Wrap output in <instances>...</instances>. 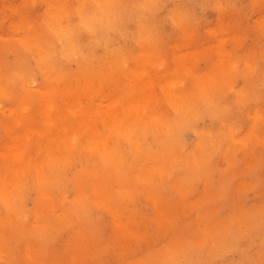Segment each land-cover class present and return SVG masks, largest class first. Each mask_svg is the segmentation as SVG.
Wrapping results in <instances>:
<instances>
[{"label": "bare ground", "instance_id": "1", "mask_svg": "<svg viewBox=\"0 0 264 264\" xmlns=\"http://www.w3.org/2000/svg\"><path fill=\"white\" fill-rule=\"evenodd\" d=\"M46 1L53 7L52 11L47 10L29 20L16 17L20 16L19 11L16 12V2L1 0L2 6L10 5L9 12L13 11L12 16L16 18L13 21L18 20L20 35L18 44L6 42L0 46V126L6 130L4 142H0L3 154L0 203L6 208L0 213V242L4 233L9 234L8 239L16 236L22 240V235L28 242L34 235L45 238L50 229L54 232L63 222L70 234L73 227L86 225L82 219L88 206L93 204L114 208L115 214L124 213L119 209L123 200H116L113 193L119 199L128 194V184H124L127 177L148 186L154 180L160 181L155 174L163 173L169 187L178 194L187 195L185 188L192 172L203 175L207 185L208 164L217 157L229 163L228 176L239 169L240 161L251 167L248 155H256L252 144L259 130L264 139V56H259L252 64L238 63L234 76L228 72L233 62L227 60V65L222 64L220 73L214 76L219 72L214 70V62L224 59L225 54L219 36L216 50L208 53L204 46L197 50L206 58V71L187 67L185 53L177 48L171 47L166 57L155 52L160 42L161 22L172 23L180 30L176 35L184 33L188 37L189 29H195L190 8L202 2L215 8L221 19L238 15L239 22L247 21L246 13L237 6L238 1L69 0L66 5L60 0ZM259 3L258 7L263 8L264 1H257ZM163 10H166L164 17L161 16ZM260 20H264V16ZM258 36L264 39V26ZM119 39L130 43L120 45ZM100 45L103 56L96 49ZM261 50L264 52V48ZM7 53L13 57L11 61L6 60ZM28 58L41 68L40 79L28 70ZM71 62L76 65L75 71L67 70ZM145 65L152 71L162 70L152 74ZM176 68L190 74L191 83L186 91L176 88L181 79ZM121 73L127 77L124 83L118 78ZM224 74L226 91L214 93L211 86ZM236 76L240 82L234 85ZM58 94L64 105L60 114L54 102ZM162 99L173 108L175 119L168 120V114L161 110L159 102ZM36 103L39 105L37 113L43 115L44 120L32 124L25 122L24 109L29 106L34 111ZM201 108L207 111H200ZM210 112L217 116L218 124L206 130H195L194 142L180 148V131L192 127L195 119L204 113L210 115ZM146 134L158 139L148 144ZM21 137L27 140L20 143ZM112 139L114 143L109 146ZM30 150L33 151L28 155ZM67 154L81 158L71 179L73 197L70 199L60 189L64 185L65 172L59 163ZM25 157L29 162L27 168L34 171V177L28 181L29 187L38 193L34 200L38 224L30 231L24 192L19 197L14 196L8 187L16 178L12 174L22 169L16 167L17 161ZM112 179L117 185L110 194L111 187L108 189L106 184ZM151 195L148 197L155 204V215L161 214L159 206L169 202L163 200L162 204L158 191ZM180 201L190 206L183 228L186 227L190 237L197 238L205 223L199 208L202 198ZM214 202L212 200V204ZM39 218L46 220V224H39ZM175 234V231L170 233L172 240H178ZM189 236L186 240H190ZM28 242H24L26 246ZM195 242L196 239L188 244L191 248L183 252L191 264L205 261L215 264L216 253L227 248L239 254L241 263H249L250 257H256L264 264V219L251 233L222 245L214 242L200 248L193 245ZM83 254L81 250L72 251L74 260Z\"/></svg>", "mask_w": 264, "mask_h": 264}, {"label": "rangeland", "instance_id": "2", "mask_svg": "<svg viewBox=\"0 0 264 264\" xmlns=\"http://www.w3.org/2000/svg\"><path fill=\"white\" fill-rule=\"evenodd\" d=\"M60 1L64 5L69 2V0ZM236 1H238L237 6L241 9L240 11L246 13L247 21L239 22L238 15H233L230 19L228 17L227 19H221V14L217 16L215 8L208 7L203 2L202 5H192L190 15L195 29H189L190 35L185 37L184 33L176 35V33L180 32L177 26L172 23L161 22L159 28L161 32L160 42L155 52L162 57H166V53L171 47L177 48L185 53V62L188 63L187 67L206 71V58L197 50L200 46L206 47V52L208 53L216 50L218 47L216 38L219 36L221 39L220 45L225 50V54L224 59L214 62V70L219 72L213 75L217 76L220 73L219 69L222 64L227 65L226 61L228 60L233 62L228 72L231 73V76H234L235 72H237L234 68L238 63L240 65L242 61H246L252 64L259 56H264V52L261 50L264 48V41H262L263 38L260 39L258 36V32L264 26V20H260L264 16V7H258L261 4H257L259 0ZM12 2L17 3L15 8L18 9L16 12L19 11L20 16L16 17H20L19 19L27 18L32 20V18H37L47 10L52 11L53 9L52 6L47 4L46 0H28L26 2L12 0ZM10 10V5L2 6L0 0V46L6 42L18 44L20 27L18 26V20L13 21L16 18L12 16L13 11L9 12ZM27 15L29 17H26ZM165 15L166 10H163L161 16L164 17ZM167 33L169 34L168 38ZM126 43L129 44L130 41L119 39L120 45H125ZM262 45L263 47H261ZM132 47H134V44H132ZM96 49L99 54L104 55L102 45ZM247 58L250 60H246ZM11 59L13 57L10 53H7L6 60L11 61ZM29 60L26 64L28 70L40 79L42 76L41 68L36 65L37 63L31 59ZM66 67L68 68L67 70H76V65L72 62ZM145 68L152 74H157L162 70V68H158L152 71L147 65H145ZM207 73L210 74V71ZM178 76H181V79L176 84V88L180 87L181 91H186L191 83L190 74L179 70ZM224 76L226 74L220 77L218 83L211 86L214 93L226 91ZM118 78L121 83L127 81V77L123 73L119 74ZM39 81L41 82L42 80ZM234 82V85L240 82L238 76L235 77ZM217 85L221 87H217ZM156 93L150 100L151 104L156 98ZM60 95L58 94L54 98L55 108L60 109L59 114L64 108ZM104 103H106V100H104ZM159 103L161 110L168 114V120L176 118L170 105L165 104L163 99ZM34 108V111H31L29 106L24 109V113L27 115L25 122L32 124L33 122L39 123L44 120L43 115L37 113L39 108L37 103ZM200 111L207 110L201 108ZM210 115L207 113L202 114L197 120L195 119L192 127L187 126L180 131L178 134L180 148L187 147L194 142L196 138L195 130H206L218 124L217 116H213L212 112H210ZM26 125L23 126V129ZM258 133L256 142L253 141L252 144V150L256 155H248L251 167H248L247 163L240 161L239 169L232 176H228L226 171L229 163L218 160L217 157L215 161H211L208 164V184H205L203 175L192 172L190 180L187 181L188 186L185 188L187 195L179 192L180 196L174 188L169 187L168 181L163 179V173L155 174L154 177L160 181L156 182L154 180L148 186L144 182L141 183L136 179L131 180V177H127L124 184L125 186L126 183L128 184L126 188L128 194L119 199V197H116L118 195L113 193L116 200H123V205L119 209L123 210L125 214L122 212L115 214L114 208L104 204H93L90 207L88 206L83 216L84 219L82 220H85L86 225L84 224L78 228L73 227L70 234L67 226L63 224L64 222L58 224L60 228L54 232L53 228L50 229L49 234L45 237L47 238L46 240L37 235H34L30 242L22 235H20L22 240L16 236L8 239L9 234L4 233L0 242L2 244L0 264H191L186 260L183 252L191 248L188 244L193 240L196 239L193 245H197L200 248L206 247L208 244H214V242L217 245H222V243L233 241L247 232L251 233L252 230L257 229L261 224V220L264 219V144L261 143L264 139L261 137L262 130H259ZM5 135V128L0 126L1 143L4 142ZM156 139H158L156 136L145 135V140L148 144H154ZM23 140L27 139L21 137L19 142L21 143ZM113 143L114 139L110 140L109 146ZM122 146L125 148L126 144L123 143ZM31 151L33 150H30L28 155ZM63 155H60V157ZM33 156H36V153ZM2 157L3 154L0 153V164H3ZM58 157L55 156L54 158ZM80 162L81 158H79V155L67 154L61 158L59 163L62 166L61 169L65 172L64 185L60 189L69 199L73 197L71 179L75 170L79 168ZM28 164L26 157L22 158L21 161H17L16 167L19 166L22 169L12 174L16 178L10 181L8 187L11 189L10 194L14 196L19 197L24 192V209L31 225L30 231V229H33L32 226L38 224L36 222L38 216L34 210V200L38 197V193L31 186L29 187L28 181L34 177V171H29V168H27ZM53 164H55V160ZM169 168L172 169L173 167ZM106 185L108 189L111 187L108 190L110 194L116 190L114 187L117 184L113 179ZM155 191H158L161 203L163 200H165V203L169 202L167 205L162 203L163 207L159 206L160 212H158L161 214L156 215L155 204L148 197H151V193ZM182 198H202L199 208L205 223L202 225L203 228L198 233L197 238L190 237L187 234L188 230H186V227L183 228L190 212V206L182 203L180 201ZM178 199L177 204L172 203ZM212 200L215 201L214 204H212ZM5 211L4 204L0 203V213L3 214ZM69 214L70 216L73 215ZM158 215L161 216V219L157 220ZM73 218L78 220L80 217L77 214L78 219L70 217V219ZM40 221L39 224H46L44 222L46 220ZM173 231L176 232L175 235L178 240L171 239L172 235L170 233ZM187 236L190 237V240H186ZM23 241L28 242L29 245L26 246ZM4 248L5 250H3ZM76 250H81L84 254L82 257L77 256L74 260L72 251ZM132 252L135 256L131 255ZM213 261H215V264H252V261L253 264H261L260 259L258 260L256 257H250L249 263H241L239 254L228 250V248L224 252H217ZM198 264H211V262L205 261Z\"/></svg>", "mask_w": 264, "mask_h": 264}]
</instances>
